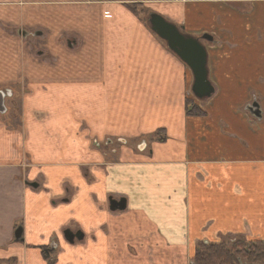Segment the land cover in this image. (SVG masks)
<instances>
[{
    "label": "crops",
    "instance_id": "1",
    "mask_svg": "<svg viewBox=\"0 0 264 264\" xmlns=\"http://www.w3.org/2000/svg\"><path fill=\"white\" fill-rule=\"evenodd\" d=\"M127 2L140 16L119 1L0 0V91L21 111L0 119V261L190 264L202 244L264 243V0ZM149 12L217 42L216 93L197 115L185 106L192 74L150 32ZM106 88L149 90L153 115L117 120ZM157 131L165 140L147 154L98 151ZM109 197L126 210L109 212ZM68 229L83 240L67 243Z\"/></svg>",
    "mask_w": 264,
    "mask_h": 264
},
{
    "label": "water",
    "instance_id": "2",
    "mask_svg": "<svg viewBox=\"0 0 264 264\" xmlns=\"http://www.w3.org/2000/svg\"><path fill=\"white\" fill-rule=\"evenodd\" d=\"M151 31L166 43L167 48L175 54L182 63H184L192 72L193 85L192 93L197 99L209 98L213 94V88L207 80V53L205 48L197 39L185 36L181 29L168 23L164 18L158 15H151L149 19ZM202 40L211 43L212 38L204 35ZM3 99L0 95V114H4ZM30 186V185H28ZM126 201L124 199L114 200L109 198V210L111 212L124 211ZM22 228L18 227L14 232L15 241H20ZM83 234H73L70 231L64 232V239L73 244L74 240H83Z\"/></svg>",
    "mask_w": 264,
    "mask_h": 264
},
{
    "label": "trees",
    "instance_id": "3",
    "mask_svg": "<svg viewBox=\"0 0 264 264\" xmlns=\"http://www.w3.org/2000/svg\"><path fill=\"white\" fill-rule=\"evenodd\" d=\"M96 2H108V1H119L122 2V5L128 9L134 16H140V13L143 12L137 4H130L128 0H90ZM152 14L148 13L147 18ZM186 114H199L197 112L198 108L191 102L189 99L185 102ZM162 131H157L156 133L149 136L150 143L158 142L161 143L165 140V136L162 135ZM159 135H162L160 138ZM143 141V140H142ZM107 150H112L111 147H105ZM114 148L113 150H115ZM149 150V148H148ZM233 245L229 248L228 244H207L199 245L196 249L194 255L191 257L190 264H264V243L260 241H235L232 242ZM42 256L45 261L49 260L52 252L50 249L42 248ZM244 261V262H242ZM0 264H12L11 260L8 262L0 261Z\"/></svg>",
    "mask_w": 264,
    "mask_h": 264
},
{
    "label": "rangeland",
    "instance_id": "4",
    "mask_svg": "<svg viewBox=\"0 0 264 264\" xmlns=\"http://www.w3.org/2000/svg\"><path fill=\"white\" fill-rule=\"evenodd\" d=\"M148 91L149 90H141V89H133V90H123V89H113V88L103 89L101 92V95L106 96V99L103 100L104 105L102 107L104 108L105 112L114 113V116L117 118V120H123L127 124L130 123V121H129L130 116H135V119L138 116H145V115H147L148 117H151L153 115V113H152L153 106L144 104V100H146V93ZM189 94L191 95L190 91H189ZM190 95H189V97H190ZM125 98H127L128 100H131V102L125 103L123 101ZM171 102H172L171 98L165 100V112H166V114L167 113L169 114L171 112V110H170V103ZM14 103H15V101H14ZM201 103H203V102H201ZM3 108L7 109L8 113L3 115V116L0 115V119H2V118L4 120H8L9 118H14L15 120L20 119V117H21L20 112L21 111H20L19 105H14L12 107L10 100L4 99L3 100ZM139 119H140V117L138 118V120ZM140 120L142 122L145 121L142 119H140ZM10 127H12V128L16 127V125L13 121H11ZM149 136L150 135H146V137L143 136L144 138H141V137L138 138L137 137V138H133L132 140H128L127 146H125V147L128 149L133 147L135 150H137L138 145H140L141 143H145L148 146L146 151H145V153L147 154V150L149 148V145H151L150 140H149ZM159 137L161 138L162 135H159ZM153 143L159 144L158 142H153ZM103 146H104L103 143L100 145H97L98 151L100 152V155L103 157L111 156L109 159L115 161L117 153H115L114 155H104V153L108 154L109 152L104 151V149H102ZM112 146H113V148H118L119 143H117L116 141H112ZM122 147L123 146H121V148ZM124 149L125 148H123V150ZM232 242L233 241H231V240L225 241V243L228 244L229 248L232 247V245H233ZM245 242L247 243L249 241L245 240ZM242 262H244V261H242Z\"/></svg>",
    "mask_w": 264,
    "mask_h": 264
},
{
    "label": "flooded vegetation",
    "instance_id": "5",
    "mask_svg": "<svg viewBox=\"0 0 264 264\" xmlns=\"http://www.w3.org/2000/svg\"><path fill=\"white\" fill-rule=\"evenodd\" d=\"M216 41L214 40V38H212V42L208 44L209 45H213ZM214 92H216V89H214ZM215 95V93L211 96L213 97ZM211 99V98H210ZM208 99V100H210ZM248 113H250L255 119L256 118H260L261 117V110H260V106L258 105L257 102H253L252 104H250L247 109ZM106 145L108 146V142L106 143Z\"/></svg>",
    "mask_w": 264,
    "mask_h": 264
}]
</instances>
